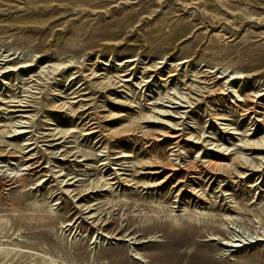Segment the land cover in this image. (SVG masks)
Listing matches in <instances>:
<instances>
[{
  "label": "rangeland",
  "instance_id": "374dc122",
  "mask_svg": "<svg viewBox=\"0 0 264 264\" xmlns=\"http://www.w3.org/2000/svg\"><path fill=\"white\" fill-rule=\"evenodd\" d=\"M132 68L136 78L125 82ZM0 71V151L16 156L0 159V264H264V151L245 143L264 139V109L252 130L246 115L255 96L264 108V0H0ZM208 76L211 95L185 85ZM233 90L248 101L229 102L224 93ZM111 107L128 113L115 127L142 126L151 137L100 127L108 135L98 143L101 133L87 127L94 116L107 124ZM23 115L30 120L21 124ZM176 124L182 160L160 134ZM18 126L26 133L14 132ZM129 140L123 149L132 157L118 161ZM30 151L34 172L24 160ZM152 155L163 165L158 180L167 166L216 156L248 165L195 179L204 200L192 192L177 198L172 183L144 186ZM110 167L126 183L79 200L110 178ZM63 180L77 197L61 198ZM89 205L109 222L104 229L87 218Z\"/></svg>",
  "mask_w": 264,
  "mask_h": 264
},
{
  "label": "bare ground",
  "instance_id": "6f19581e",
  "mask_svg": "<svg viewBox=\"0 0 264 264\" xmlns=\"http://www.w3.org/2000/svg\"><path fill=\"white\" fill-rule=\"evenodd\" d=\"M160 68H158V69H160ZM156 71H158V70H156ZM208 74L210 75L211 73H208ZM91 75L94 78H98L100 76V74H98V72H95V71H92ZM121 76L122 77H127V79L124 80L125 82H127V81H131L130 78H132V77L136 78V73H135V70L132 68V71L130 73L122 74ZM218 78H220V77H218ZM210 79H209V76H208L207 78H205L203 81H201L199 83L195 84L194 82H190V83H186L185 85H188L190 91L191 92H195L197 95H201V96H204L205 94H210L211 95V94L214 93L215 90L212 89V87L209 85ZM165 81H167V79ZM233 91H234V95L233 96H232L231 93H229V94L224 93V96L225 95L226 96L229 95V97H228L229 98V102H234V100H231V98L232 97L234 98V97H237V96L240 97V99H239L240 101H242V100L244 102L248 101L245 98H243L241 94L238 95V91L239 90H233ZM257 98L258 97L255 96V99L252 101L251 104H249V111L250 112H246V115L249 114V117L251 116V118H250L251 119V123H253L252 127L249 130H252L253 126L258 124L257 122L259 120H256V117L260 116V115H258V113H261V112H258V109H264L263 106L258 103V100H256ZM259 98H261V96ZM219 100L220 101H218V102L220 104H225V103L228 102V100L224 99V97H222V99H219ZM237 106H238V104H237ZM83 107H85V104L82 103L81 108H83ZM89 109L90 108H88L87 110L82 112L81 113V117L83 115L87 114V111ZM17 111H19V110H17ZM20 111L25 112L23 110H20ZM106 112L107 113L102 118H103V121L106 122L107 124H104L103 126L101 125V123H99V121H96L97 118L95 116L91 118L90 123L91 122L92 123L87 127V131H88L89 135L94 134L96 136L97 133H101V130L97 131V129L101 127L106 132H108V134H112L115 137L130 136V135H133L136 131H140V130H141L140 132L143 135L142 137H144V136H149V138L151 137L150 134H147V132L144 131V128L142 126H140L139 128L138 127L137 128H133V127L132 128H125L123 126L115 127L116 123H113L112 121H116L115 119H119V118H122L124 116H128V113H125L124 109L121 110V109H117L115 107H111L110 109H107ZM159 112H158L159 114H163L164 115L165 113H167V116L171 115L170 111H168V110L159 109ZM250 114H253V115H250ZM91 116H93V115L89 114L87 117H91ZM29 117H30L29 115H23L21 117L22 119L19 121V123H21V124L26 123L25 121L30 120ZM142 117L143 118L146 117V118L149 119L152 116H148V115H145V114L141 113V119H143ZM62 119L66 120V119H68V117L64 116ZM157 119H159V118H157ZM164 121L165 120L160 119V123L165 124V125L168 126L167 122H164ZM177 126H178L177 124L174 125V126H169V127H167L168 128L167 130L162 131L160 134H161V136H164L165 138L169 139V141H170V143L172 145V148H171L172 154L171 155L177 156L178 159L182 160V153H179V151L182 148V142H183L182 136H183V134L180 133L181 129L177 128ZM21 128H25V126L16 127L14 129L15 130L14 132L18 133V135H21L22 133H26V132L22 131ZM58 134H55V135H58ZM108 134H104L103 132L100 135L97 134L96 137L98 139V143H101L103 141V138L105 136H107ZM230 134L232 135V134H234V132H232ZM193 137H194L193 134L189 135V137L187 138V141L188 140L189 141H193ZM194 139H196V137H194ZM28 140H30V139H28ZM57 140H61V137L58 138ZM161 140L162 139H159L158 141H161ZM205 142L208 143L209 141L206 140ZM197 143H199V141ZM245 143L247 145L256 147L257 149L264 151V139H261V140L247 139ZM34 144L35 143H31V144L28 143L29 146H32ZM131 144L132 143L130 142V140H129V142L122 141V143L118 147L121 150L116 152V154H119V156L117 158H115V159H117L118 161H121V160H125L127 158L132 157L131 154H129L126 149H123V147H129ZM146 144H145V146H146ZM209 145L214 146V142L212 144H209ZM221 145H223V144H221ZM221 145L218 144V145L215 146L217 148V151H220V149H223V148H221ZM148 146L149 145L147 144L146 147H148ZM104 148H106V146ZM225 149L226 150H224V151L226 152V151H228L229 147H227V148L225 147ZM34 150H31V151H34ZM31 151L29 152L30 154L25 155L24 160H25V164L28 165L27 170L29 172H34L35 169H37L39 167V166H37L39 164V161H38V158L33 157V153H31ZM4 152H6V151H0V159L3 158V157H7V159H11V158H15L16 157L12 153H9V152L4 153ZM205 157H207V156H205ZM223 160H224V157L216 156L215 159H213V158L205 159L204 162L201 163V164H194V162H191V163L185 165V167L183 169L180 168V166L177 165V164L176 165H171L169 167L167 166L168 171L165 173V175H164V177H162V179L158 180L159 179L158 176L162 175L164 173V170L161 169L163 167V165L161 164V161L159 160V158H157V157L152 155L151 157L146 158L144 160V165H145V167L151 169L149 174L153 175V178L151 179L152 181H148L146 183L144 182V186H146L147 188H153L154 190L157 187L158 188L160 187L158 190H161L162 186L172 183V189H174V188L176 189L175 192H177V195H176L177 198L182 196L184 194V192H187V193L192 192L193 195H196L199 198L202 196L201 197V200H202L204 198V195H202V193H199L200 190L197 187L194 186L196 184L195 179H197L198 177L201 178V179L204 178L202 181H207V182L212 181L213 179L216 180L217 177H219L218 175L221 172L225 171L228 168L229 165L231 166L232 163L236 164V166H238L240 168H246L247 169L248 160L246 158H242V159L238 158V160H239L238 163H236L234 161L235 159L231 158V163L230 164H225L226 161L224 163ZM262 160H264V159H262ZM261 162H263V161H261ZM110 164L111 163L109 161V162L106 163V166H109ZM119 165H123V163L119 164ZM108 170H110L112 172L110 174L111 175L110 178H107L103 183L93 184L91 187L83 189L81 191V195L82 194L83 195L81 196V198L79 200H81L83 196H87L88 194L93 193V192H88L89 190L100 189L101 187H107V186L114 187L117 184H118V186H120L123 181L124 182L127 181L126 178H122L121 177L123 175L122 173L116 172V170H122L121 168H112V167H110V168H108ZM184 172H186V175H185L184 179L180 178L181 175ZM16 179H19V178H16ZM72 179L73 178H70L68 181H70ZM17 181L18 180H16L15 182H12V183H16ZM41 181H42L41 179L38 180V182H41ZM64 181L65 180L62 181V184H64ZM67 183H65L64 186L61 188V192L59 193V195H61V198H62L63 195L73 196V197L76 196L77 197L78 194L72 195L73 192L75 191V189H71V186L74 185V183L73 182H70L69 184H67ZM125 185L128 186V184H125ZM83 206H85V205H83ZM83 206H81V207H83ZM174 208L175 207H173V209ZM92 210L93 209H91V205L86 207V213L85 214H88L87 218L91 221L93 226L99 227L100 229H104V226H106L109 222H107L105 219H102V217H100L99 214L96 215V213L92 212ZM199 214H203L204 215V212L202 210H200ZM170 215H172V214H170ZM197 215H198V213H197ZM173 219H175V220L178 219V215L173 214ZM71 224H67V225L70 226ZM77 227H79V226H77ZM112 234H114V236H116L118 239H121L119 234H117L116 232H114ZM98 239H99V235L96 236V240H95L94 243H96L98 241ZM229 243H231V242H229ZM237 246H240V245L239 244H233V245L231 244L230 247H237Z\"/></svg>",
  "mask_w": 264,
  "mask_h": 264
}]
</instances>
